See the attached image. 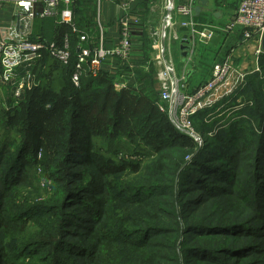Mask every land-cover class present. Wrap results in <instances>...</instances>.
Masks as SVG:
<instances>
[{
  "label": "trees",
  "instance_id": "1",
  "mask_svg": "<svg viewBox=\"0 0 264 264\" xmlns=\"http://www.w3.org/2000/svg\"><path fill=\"white\" fill-rule=\"evenodd\" d=\"M77 4L74 0L75 33L58 24L47 40L45 35L41 36L38 22V30L33 32V38L57 43L68 34L71 38L68 66L56 62L52 66L49 57L43 54L32 67V71L38 67L33 92L27 97L24 89L17 99L13 98L14 90L11 96L6 95L14 110L6 118L0 142V264H264V260L249 261L251 257L264 256V245H259L260 241L264 244L261 232L264 214L259 213L264 211V187L259 186L264 182V138H259L258 157H242L245 170L240 171L237 163L232 164L241 144L242 125L252 124L255 119L253 105L236 111L230 117L231 122L225 123L213 138L207 135L210 129L205 124L210 120L214 125L220 124L224 115L210 119L214 108L198 112L192 121L206 139L201 148L194 150L196 143L176 131L168 117L158 110L152 68L149 74L135 69L137 87L131 82L117 91L109 72L100 70L92 77L86 65L79 86L74 87L70 75L77 46L93 50L99 40L94 22L95 3L89 19L85 15L79 17ZM193 19L199 25L205 23L204 15ZM130 26L131 37L137 34L146 44L141 22ZM84 35L87 39L80 42ZM102 43L104 46V39ZM258 59L259 69L264 72V53ZM121 68L127 70L128 65L122 64ZM239 95L250 103L257 102L259 120L264 121V79L258 73L249 75L244 87L232 98ZM12 131L18 135V142L15 150L10 151L5 138L9 136L6 132ZM121 141L134 145L135 155L147 158L154 153L157 157L154 164H163L161 172L165 180L149 179L158 182L144 183L138 190L151 192L148 202L131 198L137 190L135 186L124 193L129 200L97 197L103 194L100 192L109 177L127 171L137 174L140 170L139 162H128L125 158L111 162L95 147L101 142L114 146ZM136 142H145L147 149ZM224 145L235 153L228 155ZM250 146L257 148L255 143ZM27 168H38L51 180L63 175L62 185L58 181L43 202L33 203V198L20 195L17 205L13 203L15 194L29 188L27 181L31 175H27ZM247 173L251 174L252 185L243 189ZM186 179L190 185L198 186L202 194L188 197L182 185ZM209 179L226 186L209 185ZM223 198L234 204L228 215L201 221V206L224 205ZM122 205L124 210L119 209ZM69 207H75L78 214L66 212ZM29 212L38 213L42 219L30 223ZM80 213L85 214L79 218L84 225L73 222ZM89 222L98 224V228L86 225ZM93 236L94 241L88 243ZM248 239L251 243L245 241Z\"/></svg>",
  "mask_w": 264,
  "mask_h": 264
},
{
  "label": "built area",
  "instance_id": "2",
  "mask_svg": "<svg viewBox=\"0 0 264 264\" xmlns=\"http://www.w3.org/2000/svg\"><path fill=\"white\" fill-rule=\"evenodd\" d=\"M74 0H15L16 7L12 21L6 27H0V89L7 86L16 77V71L21 69L22 76L15 82L13 98L17 99L20 93L29 86L34 62L46 54L54 62L62 66H68L71 59V38L65 34L59 43L45 41L41 37L33 38V21L35 19H54L59 25L67 27L70 32H76L74 24L73 5ZM103 0H95L94 22L99 30V40L93 50L77 46V56L70 81L74 87H78L80 78L84 73V67L88 66V72L95 77L100 72L102 62L107 57H119L127 60L131 52L132 37L131 23L138 24V18L131 15L133 6L139 0H123L120 8L125 14L121 21L120 39L112 49H106L102 43V12ZM194 0H187L185 4L176 7L173 0H166L167 18L158 34L157 42L153 43L156 49V61L160 66L158 79L160 88L158 93V110L168 117L172 127L201 144V140L195 135L193 117L200 111L214 108L210 119L214 114H219L223 105L245 85L246 75L229 61L215 63L210 70L207 81L197 86L192 92L186 93L178 88L173 61L167 57L166 43L171 39L178 41L179 37L174 31L175 26H180L188 31L192 37L191 49L195 43L207 44L215 35V28L209 25H199L194 21ZM40 5L39 10L35 6ZM2 2L0 0V10ZM174 12L183 20L169 22L170 14ZM172 21V20H171ZM169 23V25H168ZM239 30L241 38L238 47L243 48L253 43V55L259 58L264 53L261 50V37L264 32V0H238L237 7L228 23L224 26L225 34ZM169 31V32H167ZM158 32V31H156ZM167 33H169L167 38ZM188 36V37H189ZM87 39L81 36L80 42ZM89 60V61H88ZM88 61V62H87ZM264 79V72L259 67L253 70ZM116 89V88H115ZM238 98V97H237ZM216 107V108H215ZM220 116L216 115L215 117ZM200 147V146H199Z\"/></svg>",
  "mask_w": 264,
  "mask_h": 264
},
{
  "label": "rangeland",
  "instance_id": "3",
  "mask_svg": "<svg viewBox=\"0 0 264 264\" xmlns=\"http://www.w3.org/2000/svg\"><path fill=\"white\" fill-rule=\"evenodd\" d=\"M76 1V0H75ZM76 3V2H75ZM149 3V8L139 15V23L141 22L142 27H144V31H145V37L147 39V41L152 45L153 43L157 42V38H158V34L161 33V29L162 26L165 25L166 21H168L167 18V10H166V0H148ZM173 4L176 5V3L173 1ZM78 7H85L83 9V12L80 13L78 11V13H80L81 15H79V17H81L82 15H85L86 17H89L92 15L93 16V5L89 4L88 6H85L83 4L79 5L77 4V6H75V8L78 10ZM102 12V9H101ZM233 12V11H232ZM234 13V12H233ZM233 13L231 14V16L233 15ZM230 17H226L225 19L218 21L217 23V35L215 37V39L213 40V42L206 46V45H202L200 43H195L194 46V53L193 56H189L186 59L190 60L188 62H186V59H184L183 57L180 56V41H176L175 43H173L172 47H171V55L173 58V64H174V68H175V75H176V79L178 81V88L183 91L186 92L187 87L185 86L186 84V71L188 70H194V73H191L193 78L190 77L189 79V83L191 82L192 85L197 84L202 78L203 80L200 81V83L204 82L207 80L208 75H209V71L211 69V67L215 64V63H220V62H224V61H229L231 63L232 66L236 67L237 69L241 70L246 77H248L249 75L253 74V70L256 67H259L258 64V57L255 60L251 59L250 60V56L253 57V55H250L249 49L248 47L245 48V50L243 51V48L238 47L237 50L246 54V56L243 55H239L236 54V57L234 58V55L231 56L232 53H234L233 50V46L236 44V41L238 40V36L237 34H239V30H235L232 33L229 34H225L223 32L224 26L228 23V21L230 20ZM82 18V17H81ZM229 18V19H228ZM47 20V19H46ZM172 20V21H171ZM228 20V21H227ZM178 22L181 21L178 19V16L172 12L170 14V19L169 22ZM208 22H213L212 20H208ZM169 25V23H168ZM121 28V25H120ZM154 29V30H153ZM153 31V32H152ZM158 31V32H156ZM169 32V31H167ZM169 33H167V38ZM33 36V33H32ZM47 39V38H46ZM50 40V39H47ZM220 40H222L220 42ZM252 44H250V46H252ZM223 46V47H222ZM249 46V47H250ZM235 49V47H234ZM152 52V50H151ZM153 51V55H154ZM44 57V56H42ZM41 57V59H42ZM253 57V58H254ZM253 61V63L251 62ZM42 62V61H41ZM41 62L39 64H41ZM49 64H51L52 66L55 64V62L49 57ZM186 64V70L182 69V64ZM251 63V64H250ZM38 64V66H39ZM194 67V68H193ZM37 66L34 69V71H32V75H31V79L29 81V86L24 90V92L28 93L27 97L31 94V92H33V88L36 87L37 85ZM16 78L14 80H12L7 86H5L3 89L0 90V142L2 139V136L5 134L4 133V123L6 122V118L11 117V112L12 109L10 107V105L7 103V99H6V95L8 94L9 96H11L12 90H14V86H15V82L17 81L18 78H21L22 76V70L19 69L16 71ZM190 76V75H189ZM37 80V81H36ZM189 93V92H186ZM254 101V102H253ZM248 101L246 100L242 95H239L238 98L234 99L231 98L230 102L226 105H223V107L221 108L219 114H214L213 117H215L216 115H221L223 117L222 121L220 124H216L214 125L212 123V121H207L205 124L210 130L207 131V135L209 137H214L218 131L222 128H224L225 123L227 122H231L230 117H232V115H236V111L242 109L243 107H245L246 105L249 104V106L253 105V109H252V114L254 113V121L252 122V120L249 118L248 114H246V118L250 121L251 123H247L242 125L243 130L241 131V133L243 132L242 135V139L241 140V144L238 145L236 151H237V156L232 157V164L237 163L238 164V169L240 171L245 170V166L244 163L245 160H243L242 157L245 156H249V157H258V142H259V138H264V121H260V112H259V105L257 104V102H255V100ZM14 105V104H13ZM23 108H20V110L22 111ZM17 110V111H20ZM255 113L257 116H255ZM14 117V115H13ZM218 117V116H217ZM244 120V119H243ZM247 120V121H248ZM264 120V119H263ZM214 122V121H213ZM261 123V124H259ZM213 124V125H212ZM250 126V129L246 130L248 127ZM194 127V132L195 135L198 137L199 140H201V144H195V149L197 150L199 148L202 147V145H204V141L206 139V135L205 133L199 131L198 129L195 128V121L193 124ZM219 127V128H216ZM212 128V129H211ZM11 133V136H10ZM6 134H9L8 137L5 138V141L10 144V151L15 150V145L18 142V135H15L14 132H6ZM16 139V140H14ZM191 139V138H190ZM14 140V141H13ZM193 142L194 140L191 139ZM258 140V141H257ZM195 143V142H194ZM253 143L256 144L257 148H254L250 145H252ZM137 146L140 145V148H146L147 146L145 144V142L139 143L136 142ZM200 146V147H199ZM97 148V150L99 151L100 154L104 155V157H107L108 159H110L111 162L116 163L117 161H121L119 159L121 158H125V161L128 162H132V163H138L140 164V170L137 174L127 171L124 173H121L119 175H117V177L111 178L109 177L106 181L107 183L105 184L104 189L100 192L103 193L101 194V196H97V197H101L104 200L107 199H112V198H119V199H124V200H129L127 198H129V196L125 195L124 193H126V189L130 186H135L136 187V192L131 196V198L137 199V201H144V202H148L150 201V198H147L150 195V191H148V189H144L141 190V192L139 193L138 190L142 186L144 183L145 184H154L157 183L156 182H152L149 179L152 178H157L158 180H165L164 175L162 174V167L163 164H159L156 165L154 164L157 157L154 153H152V157H140L135 155V146L134 145H130L128 144V142L125 141H121L118 142L117 144H115L114 146L109 145L107 142H101L99 144H97L95 146ZM142 148V149H143ZM223 148H225V150L227 151L228 155H233V153H235V151H232L231 149L227 148L226 145L223 146ZM127 152V153H126ZM38 158H40V156H38ZM192 158V154L189 157L188 162L191 160ZM142 160V161H141ZM228 162V160L226 161ZM240 162V165H239ZM28 169V168H27ZM26 169V173L27 175H31L30 181H27V185L29 186V188H25L24 190H20L18 191L14 198H13V203H16L17 205L19 204V196L21 195L22 197H31L33 198L32 202L33 203H37V202H43V200L49 195L52 194V190L54 189V185L57 184L58 181L61 182L62 185V180H64L63 175L61 176H57L55 178L48 179L46 177L43 176L42 172L38 169V168H30L27 171ZM263 172V171H262ZM264 173V172H263ZM209 185H214L217 184L213 181V179H209ZM189 180H183L182 184L186 189L185 191H187V194L189 195L188 197H193L195 195H201L202 192L197 190L198 186H194V185H190ZM251 181V174L247 173V175L245 176V180L243 181V189H247L249 186H251L252 184ZM217 185H222V186H226L225 184H217ZM259 186L264 187V182L261 181ZM53 187V188H52ZM226 188V187H224ZM130 198V199H131ZM224 199V205H220V206H216L212 205L211 207H207L206 205L201 206L200 208V214L199 216L201 217V221H205V220H211V219H215L216 217H218L219 215L221 216H225L228 215L229 211L231 209L234 208V204H232V202L228 201L227 198H223ZM237 203V202H236ZM200 207V206H199ZM225 208L223 211L222 209ZM120 210H124V206L122 205V208H119ZM68 213H74V215H77L78 212L76 210L75 207H69V209L66 211ZM260 216H262L264 214V211H260ZM29 216V220L30 223H32L35 220H39L42 219L41 216L36 213V212H29L28 214ZM211 216V217H209ZM77 217V216H76ZM81 217H85V214L80 213L78 215V218H76L77 220H74L73 222H76L80 225H84V223H80L79 222V218ZM67 219H71L72 218H68ZM264 220V217H263ZM88 226L91 227V225H93L94 229L98 228V224H92V222H89L88 224H86ZM85 225V226H86ZM255 226H258V222H256ZM19 229V228H16ZM82 231V230H81ZM261 232L264 233V223L262 225V229ZM160 237V236H158ZM95 237L93 236L88 243H92L94 241ZM247 243H251V240H245ZM244 243V241H243ZM263 242L260 241L259 245L262 246L264 244H262ZM255 259L257 260H264V256H254L251 257L249 261H254Z\"/></svg>",
  "mask_w": 264,
  "mask_h": 264
},
{
  "label": "crops",
  "instance_id": "4",
  "mask_svg": "<svg viewBox=\"0 0 264 264\" xmlns=\"http://www.w3.org/2000/svg\"><path fill=\"white\" fill-rule=\"evenodd\" d=\"M13 1L15 0H1L2 2V6L0 10V27L1 28L9 25L13 19L14 12L16 11V7L13 5ZM76 1L78 2L79 5L84 4L85 6H88L89 4H93V2L95 3V0H76ZM122 1L123 0H103L102 1V5H101L102 25H103L102 40L104 39V47L106 49L114 48L119 42L120 24H121V21H123V19L125 18V14L120 8V3ZM173 1L176 3L175 5L176 7L182 4H185L187 2V0H173ZM85 3H88V5H86ZM237 4H238V0H208L206 5L204 7H201L199 15L201 14L205 16V23L202 25H209L215 28L214 38L209 43L202 44V45L208 46L213 42V40L215 39L217 35L216 26H217L218 21L225 19L227 16L230 17L231 14L235 11ZM196 5H198V3H196L195 5L193 4L194 7ZM84 8L85 7H78V11L82 13ZM148 8H149L148 0H142L134 7L131 15L138 18L140 15V12L142 14ZM39 9H40V5H36L35 10H39ZM194 16H195V13H194ZM74 18H75V15H74ZM178 19L181 21L183 20L181 17H178ZM208 20H212L213 22H208ZM37 22L41 26V27L39 26V30L41 31V36L45 35V38L50 39L53 34L54 26L58 25V23L54 19H47V20L46 19L45 20L35 19L32 24L33 32L38 30L36 26L38 25ZM132 29L134 32V28ZM174 31L179 37L178 41H180L184 36H189L188 31L184 28H181L180 26H175ZM237 36H238V40L236 41V44L233 46V50H232L234 53L231 54V56L234 55V58L236 57V54L246 56V54L237 50L238 45L240 43V32L239 34H237ZM221 41L222 40H220V42ZM175 42H173V40L171 39L169 42L166 43L167 57H169L172 61H173V58L171 55V47L173 43ZM180 46H181V43H180ZM249 46L248 48H250L249 49L250 55L251 54L253 55V47L252 46L249 47ZM146 50L148 51V53L146 52ZM153 51H155L154 55H153ZM193 53H194V49L191 52L190 56H193ZM146 54H148L147 59H146ZM180 56H181V51H180ZM253 57L250 56L249 57L250 60L251 59L255 60V57L254 58ZM188 61L190 60L186 59V62ZM251 62L253 63V61ZM125 63L128 65L127 70L121 68L122 64H125ZM186 67L187 66L185 63L182 64V69L186 70ZM151 68L154 70V73H155L153 76L156 79V82H155L156 90L159 93L160 82L158 79V71L160 70V66L158 65L156 61V49L153 46V44L151 45L148 41L146 44H144V41L142 39L140 40V37L137 36L136 34L135 36L132 35V47H131V52H130V55L128 56V59L123 60L119 57H113V56L107 57L102 62L100 70L107 71L112 75V78L114 80V87L116 88L117 91H119L123 88L128 87L130 84H132L131 82H134L133 86L137 87L136 79L134 81V75H135L134 70L135 69H141L142 73L149 74ZM191 73H194L193 69L188 70L185 73L186 80H187L185 84V86L187 87L186 92L193 91L200 84V81L203 80L202 78L197 84L192 85L191 82L189 83L190 77L193 78ZM209 75H208V78H209Z\"/></svg>",
  "mask_w": 264,
  "mask_h": 264
},
{
  "label": "water",
  "instance_id": "5",
  "mask_svg": "<svg viewBox=\"0 0 264 264\" xmlns=\"http://www.w3.org/2000/svg\"><path fill=\"white\" fill-rule=\"evenodd\" d=\"M208 2V0H194L193 4L195 5L196 3H198V5H196L194 7V13L195 16H198L201 10V7H204L206 5V3ZM191 41H192V37H188V36H184L181 40V46H180V51H181V56L186 59L188 57L189 51L191 49ZM261 50L264 52V32L262 34L261 37Z\"/></svg>",
  "mask_w": 264,
  "mask_h": 264
}]
</instances>
